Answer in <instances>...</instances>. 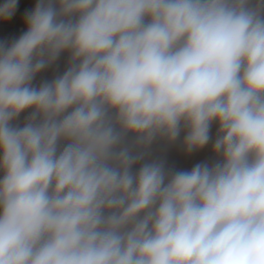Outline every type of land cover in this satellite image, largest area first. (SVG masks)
<instances>
[{
  "label": "clouds",
  "instance_id": "clouds-1",
  "mask_svg": "<svg viewBox=\"0 0 264 264\" xmlns=\"http://www.w3.org/2000/svg\"><path fill=\"white\" fill-rule=\"evenodd\" d=\"M24 24L0 41V264H264V0H36Z\"/></svg>",
  "mask_w": 264,
  "mask_h": 264
},
{
  "label": "rangeland",
  "instance_id": "rangeland-1",
  "mask_svg": "<svg viewBox=\"0 0 264 264\" xmlns=\"http://www.w3.org/2000/svg\"><path fill=\"white\" fill-rule=\"evenodd\" d=\"M27 0H18V7L16 9L15 15L6 23H0V41H8L18 38L26 29L24 25V14L26 12V2ZM5 0H0V5L4 4ZM32 3L35 5L36 0H32ZM67 54L61 56L56 65H53L51 68L46 70L44 73H41L37 76V83L43 79H52L55 75L62 74V72L66 69L67 66ZM23 119V117H21ZM214 129V126H213ZM213 131V130H212ZM214 134V132H213ZM179 143L168 145L166 142H158L153 145V154L155 156L163 157L168 166L174 167L176 169H182L180 160H184L185 157H180V147L178 149ZM206 149V150H205ZM164 151V152H163ZM204 156L205 161H211L213 156L211 152V145L204 148ZM179 154V155H178ZM208 154V155H207ZM182 156V155H181ZM185 161V160H184ZM180 167V168H179Z\"/></svg>",
  "mask_w": 264,
  "mask_h": 264
},
{
  "label": "bare ground",
  "instance_id": "bare-ground-1",
  "mask_svg": "<svg viewBox=\"0 0 264 264\" xmlns=\"http://www.w3.org/2000/svg\"><path fill=\"white\" fill-rule=\"evenodd\" d=\"M25 1V0H24ZM25 10H26V12L27 11H30L33 7H34V4L32 3V0H27L26 2H25ZM25 25V24H24ZM26 29V28H25ZM37 79V78H36ZM37 82V81H36ZM215 131H216V128H215V125H214V129H213V132H214V134L213 135H215ZM179 147H180V149H179ZM178 149L180 150V154L182 155H180V157H181V159H182V157H185L184 158V160H180L179 162H181V168L182 169H184V170H188V169H191V167H193L196 163H199V162H202V161H205V159H204V156H206L205 155V153H204V149H202V150H200L199 152H194V153H192V154H185V151H184V149H183V147H182V145L179 143V146H178ZM206 150V149H205ZM164 152V151H163ZM179 155V154H178ZM208 155V154H207ZM213 156V155H212ZM207 157V156H206ZM208 157H209V155H208ZM208 157H207V159H208ZM213 159V158H212ZM179 167V168H180Z\"/></svg>",
  "mask_w": 264,
  "mask_h": 264
}]
</instances>
